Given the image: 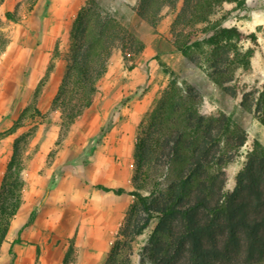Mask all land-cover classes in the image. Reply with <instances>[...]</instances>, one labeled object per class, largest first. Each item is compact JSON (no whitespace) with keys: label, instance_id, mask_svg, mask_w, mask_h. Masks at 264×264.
Masks as SVG:
<instances>
[{"label":"trees","instance_id":"obj_1","mask_svg":"<svg viewBox=\"0 0 264 264\" xmlns=\"http://www.w3.org/2000/svg\"><path fill=\"white\" fill-rule=\"evenodd\" d=\"M234 3L247 9L246 0H136L132 6L153 28L164 8L172 12L171 33L177 50L192 48L204 53L210 78L234 95L243 88L236 71L250 68L255 32L213 20L217 8ZM10 13H6L9 16ZM223 18H227L225 15ZM68 64L51 109L60 113L56 154L73 124L91 106L101 78L117 48L124 58L128 49L139 54L142 40L110 10L104 0H86L73 20ZM251 45L243 49V42ZM134 65H131L132 68ZM37 91V90H36ZM36 93V92H35ZM202 94L191 85L171 79L151 111L138 124L133 151L134 203L128 208L104 264H264V145L254 140L235 186L225 189L228 164L247 140L246 130L222 111L203 113ZM243 106L253 110L264 125V89L243 94ZM121 105H124L121 104ZM111 112L99 130L95 144L124 117ZM23 113L9 132L22 126ZM28 134L14 139L13 152L0 185V256L12 222L23 204L24 156ZM57 178L54 176L50 189ZM98 187L116 194L124 188ZM31 211L13 243L35 220ZM143 244L136 251L138 239ZM66 261V257H65ZM11 261L10 264H12Z\"/></svg>","mask_w":264,"mask_h":264},{"label":"rangeland","instance_id":"obj_2","mask_svg":"<svg viewBox=\"0 0 264 264\" xmlns=\"http://www.w3.org/2000/svg\"><path fill=\"white\" fill-rule=\"evenodd\" d=\"M36 1L0 0V72L5 69L4 60L8 62L7 66L10 65L8 69L10 74L15 75L19 69L22 70L26 61L25 50L27 48L35 49L39 44L35 35L39 28L49 29L47 41L48 46H52V49L48 50L47 60L51 66L50 71L54 72L57 67H63L65 70L71 49L70 32L75 10L69 8L68 13L61 17L59 16L61 9L56 7L51 10L53 13L51 18L40 23L33 12V9L36 8ZM104 1L107 7L116 12L117 17L144 43V48L139 54L128 49L126 58H124L120 47L115 49L113 54L122 56L125 69L130 70L131 65L141 66L146 77L145 83L138 88L136 93L125 95L112 107L110 113L114 111L118 118L120 109L121 116L124 118L117 123L122 124L129 117L125 112V106L129 105L136 95L146 96L145 106L140 116L141 121L142 117L155 106L173 78L179 85L186 84L199 89L202 94L201 110L203 113L222 111L240 124L248 135L246 142L226 168L225 189H232L235 186L238 172L245 165L246 154L248 150L252 149L254 140L264 145V125L253 110L246 109L242 104L245 92L255 91L258 95L259 91L264 89V0H246L248 8L244 10L235 9L234 3L226 2L219 6L212 16L213 20L221 19L224 26H237L246 34L255 32L257 35L258 44L253 45L254 53L251 57L250 68L246 71L239 68L236 71L235 80H238L239 86L243 88L236 95L215 84L205 65H201L200 59L202 60L205 52L209 51L207 45L204 46V53L199 49L192 48L187 55H184L176 49L171 33L172 12L167 7L162 11L163 18L158 27L153 28L133 12L132 6L136 0ZM7 12L10 13L9 16H6ZM225 15L227 18L222 19ZM250 45L251 42L245 40L243 49H247ZM8 49L10 53L5 55ZM5 71L7 70L5 69ZM106 74L107 72L101 78L100 83ZM36 90L35 96L26 101L18 98L10 101L0 100V104L6 103L5 108L8 111L0 117V161L9 160L12 152V138L22 134L29 136L24 154L27 165L31 162H38L40 159L45 165H48L55 159L56 154H53V150L56 149L60 129V113L51 108L45 109L48 98L44 100L41 98L47 94V84H40ZM123 103L124 105H121ZM101 104L100 102L99 105ZM21 113H23L22 126L17 127L13 133L9 132ZM101 127L99 120L92 117L87 121L80 120L76 126L71 128L63 141L64 144L74 143L75 149L78 151L77 164H79L78 166L85 165L74 170V173L80 176L79 181H75L73 185L75 193L81 191L89 193L96 186L93 176H97L98 173L95 172L93 167L95 164L90 159L97 148L93 139L97 138ZM137 127L132 132L134 139H136ZM100 139L102 141L109 138L103 135ZM98 162H103V157ZM106 162L108 161L106 160ZM22 198L23 204L18 215L20 222L18 225L13 222L14 224L7 234L1 248L2 261L0 263L10 264L11 261H18V264H104L109 251L100 260L87 258V256H92V250L82 242L81 230L77 228L72 237H67L68 228L59 226V223L53 220L61 214L57 211H49L42 216L38 212L39 217L36 221L20 234L22 240L13 243L31 211L34 208H40L44 196L32 197L27 187H24ZM131 199L129 207L135 201L134 197ZM86 201L87 199H85ZM64 215L73 217L75 213L66 210ZM118 228L109 233L108 244L110 247L117 236ZM144 239V235L138 239L136 251L143 244ZM134 260L135 264H138L137 253L134 255Z\"/></svg>","mask_w":264,"mask_h":264},{"label":"crops","instance_id":"obj_3","mask_svg":"<svg viewBox=\"0 0 264 264\" xmlns=\"http://www.w3.org/2000/svg\"><path fill=\"white\" fill-rule=\"evenodd\" d=\"M86 0H37L36 8L33 9L35 16L40 23L51 18L52 9L59 7L61 13L59 16H65L68 9L75 10L73 19H75L85 4ZM49 29L37 30L36 41L39 44L35 49H26V61L22 70L13 75L9 72L8 62L3 61L4 68L7 70L0 72V100H28L35 96V91L40 84H47V94L41 99L48 98L45 109L51 108V103L55 97L63 74L64 68L57 67L54 72L50 71L48 46ZM4 53V52H3ZM9 54V49L5 52ZM51 53V52H50ZM146 81V77L141 66L125 69L120 54H113L109 63L107 74L99 85V91L93 103L84 113L76 120L72 128L78 124L80 120L87 121L91 117L99 120L102 126L109 116L113 106L125 95L135 94L139 87ZM146 96H135L131 103L125 106V112L128 114V120L122 124L116 123L106 134L109 138L102 140L97 144L90 160L94 162V169L97 176H93V190L89 193L81 191L74 192V183L78 182L80 176L74 173V170L84 167V164H77L78 151L75 149L74 143H66L60 147L56 153L55 159L51 164L45 165L42 159L38 162H31L24 170V180L30 196L43 197L40 208H37L35 220L39 215L47 212L57 211L61 214L53 220L58 222L59 226L68 228L67 237H72L76 229H80L83 235L82 242L92 250V256L87 258L102 259L110 250L108 237L110 231L118 228L123 223L126 212L129 208V202L132 200L128 191L132 188L133 177V151L135 139L132 132L140 122V116L145 106ZM100 102L102 103L101 105ZM6 103L0 104V117L7 113ZM59 112V111H56ZM100 130V129H99ZM16 137L12 138L13 142ZM12 152L10 155H12ZM11 157V156H10ZM103 162H98L102 159ZM10 160V158H9ZM8 161H0V185L5 175ZM106 160L108 162H106ZM117 160V162H114ZM57 181L49 188L53 177ZM96 180V181H95ZM102 185L109 188H124L126 192L116 194L113 191H104L98 187ZM85 199L87 201L85 202ZM21 209V208H20ZM69 210L74 212L73 217L64 215ZM39 212V215H38ZM16 215L15 224H19L20 216ZM12 222V224H14ZM34 223V222H33ZM12 227V225H11ZM89 231H88V230ZM2 261V255L0 262ZM2 264V263H0ZM12 264H18L13 261ZM94 264V263H92Z\"/></svg>","mask_w":264,"mask_h":264}]
</instances>
